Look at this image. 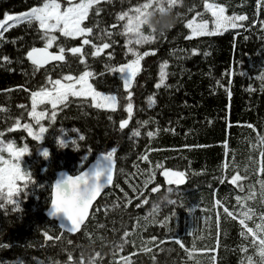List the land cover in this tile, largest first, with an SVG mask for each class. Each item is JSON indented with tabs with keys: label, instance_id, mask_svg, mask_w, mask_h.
Wrapping results in <instances>:
<instances>
[{
	"label": "trees",
	"instance_id": "16d2710c",
	"mask_svg": "<svg viewBox=\"0 0 264 264\" xmlns=\"http://www.w3.org/2000/svg\"><path fill=\"white\" fill-rule=\"evenodd\" d=\"M141 2L96 0L81 25L91 28L89 34L73 39L50 33L56 40L48 50L64 47L65 59L43 68L27 59L32 47L44 46L35 22L0 35V139L28 148L21 168L31 176L12 198L17 211L0 201V264H264V0L143 5L148 24L140 33L151 40L139 48L140 71L128 96L108 68L131 60L117 16ZM42 3L0 0V20ZM206 3L245 19L223 34L190 38L187 22L210 18ZM85 38L89 44L81 43ZM71 47L81 52L72 54ZM85 70L93 73L94 90L117 97L115 111L70 97L49 124L54 110L44 106L39 125L46 132L33 140L23 127L38 132L28 115L31 93L51 89L57 79L69 83L65 76ZM62 137L63 148L57 143ZM45 148L47 159L40 155ZM113 148V185L79 233L59 231L45 214L55 174L75 175ZM167 171L181 173V185H166Z\"/></svg>",
	"mask_w": 264,
	"mask_h": 264
},
{
	"label": "snow or ice",
	"instance_id": "6c2138e0",
	"mask_svg": "<svg viewBox=\"0 0 264 264\" xmlns=\"http://www.w3.org/2000/svg\"><path fill=\"white\" fill-rule=\"evenodd\" d=\"M94 3L95 0H79L78 3H73L72 0H68V6L62 7L58 0H43L41 5L31 7L28 11L18 15L5 14L4 21H11L13 24L23 21L29 25L35 22L42 34L41 39L44 41V46L41 48L32 47L31 50L27 52V59L31 61L34 66L39 67L48 60L63 61L65 59L63 55L65 48L62 46H58L59 54H50L47 51V49L53 46V42L56 40V37L50 35V33L59 32L63 37H71L75 39L76 37L86 36L91 32V28L87 26L82 27L81 24L88 16L89 9L93 7ZM204 7L212 13L213 31L219 28H235L237 27V20L243 21L245 19L242 15L226 17L224 16V9L222 7H217L212 4L206 3ZM117 19H119L118 16ZM186 26L192 28L191 23ZM0 29H4V24L2 22H0ZM195 31L198 34H212V32L207 30V21H202L197 24ZM142 40V36H137L136 39L128 40L125 47H128V45L132 43L138 45ZM81 43L84 45L89 44V40L85 38L81 41ZM107 47H109L107 43L103 44V48ZM67 50L72 54H78L81 52V48L79 47H71ZM128 50L133 59L125 64L119 65L118 67H109L108 71L120 74V78L123 81L124 91L127 92L128 96H131V92H128V89L131 86L132 80L140 71V60L142 56L133 48H129ZM98 51L99 49L93 51L92 55H97ZM143 55H148V53L145 52ZM3 59L8 61L7 56H4ZM80 63H84L82 56L80 57ZM163 68L164 65L161 66V82L165 76ZM92 76V72L85 70L78 77L65 76L64 80L70 81L67 84H62L61 80L57 79L50 81L51 89L41 88L39 91H33L31 93L32 111H30L28 115L38 125V132L32 131L29 124H24L23 127L33 140L39 141L42 138V135L46 132V128L39 125V121L44 118L45 113L44 111H36L38 103L46 102L50 104L54 110L49 118V124H51V121L55 119V109L57 105L63 103L69 95L78 97L90 96L94 107L107 108L115 111L117 97L115 95H104L101 92L94 90L92 85L88 83V79ZM77 85H79V89H77ZM159 86V84L156 85V87ZM131 108L132 106L129 104L125 111L131 114ZM109 119H111V117H109ZM126 124L127 120H122L120 122V127L123 128ZM15 126H20L19 120L16 121ZM8 130L10 131L11 129ZM71 131L76 133L79 140L84 139V136L79 135L76 128H73ZM61 132H63V129H61ZM132 135H139V133L133 132ZM148 135L151 136L152 133L149 132ZM0 136H3V133H0ZM57 143L61 148L65 147V143L63 141L58 140ZM76 143L77 141L75 139L71 141L73 146H75ZM5 151L10 157H12V160H4L0 157V198H5L3 189L6 186V203L12 204L13 211H17L19 209V205L12 198L22 192L23 188L28 187V183L31 182V176L27 170H23L21 168L20 160L21 156L28 152V148L26 146L16 148L11 140L5 142L0 139V153ZM115 151V148L108 151L102 157L104 163H101L100 160H98L90 172L81 171L78 175L61 174L60 178L51 185V211L48 212V215H56L58 208L63 206V210L69 215V217H71V214L79 206L88 205L91 196L103 187V185L98 183L100 176L112 173L113 153ZM40 155L47 159L49 156L48 149L45 148ZM108 179H110V177H108ZM17 181L24 182L23 188H18L16 186ZM27 195L28 193L24 192V196L26 197ZM0 207H3V205H0ZM6 246L7 245H5V247Z\"/></svg>",
	"mask_w": 264,
	"mask_h": 264
},
{
	"label": "rangeland",
	"instance_id": "374dc122",
	"mask_svg": "<svg viewBox=\"0 0 264 264\" xmlns=\"http://www.w3.org/2000/svg\"><path fill=\"white\" fill-rule=\"evenodd\" d=\"M58 2H60L61 3V5H62V7H66V6H68V0L67 1H62V0H58ZM65 2V3H64ZM72 2L73 3H78L79 2V0H72ZM95 2H96V0H95ZM160 2V0H144V2L142 3L141 2V5H139L138 7H136V8H132L131 10H129V11H126V12H122V13H120L119 15H118V17H119V20L121 21V23H122V28H121V32H122V35H123V37H124V39H125V44H126V42L128 41V40H133V39H136V37L137 36H142L143 37V40L141 41V43L140 44H134V43H132V44H129L128 45V47H126V51H127V53L130 55V57H131V59H133V57H132V55H131V53L129 52V48H133V49H135L138 53H139V48L141 47V46H144L148 41H150L151 40V38L150 37H147V36H144V35H142L141 33H140V27L143 25V24H148V17L146 16L147 15V11H145L144 10V6H146V5H148V6H150V4H158V3ZM144 5V6H143ZM214 6H217V5H214ZM217 7H220V6H217ZM204 9L208 12V14H209V20L207 21V30L209 31V32H212V34L211 35H220V34H223L224 32H226V31H228V30H232V29H236V28H239L240 27V24H241V22L242 21H239V20H237L236 21V25H237V27H235V28H231V27H227V28H219V29H217V30H215V31H213V17H212V13H211V11H209L208 9H206L205 7H204ZM26 12V11H25ZM23 13V12H22ZM18 14H20V13H18ZM18 14H8V15H18ZM224 16H226L225 14H224ZM227 17V16H226ZM0 22H2L3 24H4V29H8V28H10L11 26H13V25H15V24H13L11 21H4V17H3V19L2 20H0ZM21 22H23V21H21ZM202 21L201 20H198V19H196V18H193V19H191L189 22H187V24L186 25H188L189 23H191L192 24V28H189V27H187L188 28V30H189V37L190 38H196V37H200V36H206L207 34H198L196 31H195V29H196V25L197 24H199V23H201ZM20 23V22H19ZM83 23V22H82ZM17 24V23H16ZM82 25V24H81ZM4 29H0V35L5 31ZM55 33H59V32H55ZM60 34V33H59ZM71 38V37H70ZM77 38V37H76ZM142 56V55H141ZM140 64H141V60H140ZM117 73V72H116ZM118 74V76L120 77V74L119 73H117ZM121 79V78H120ZM89 80H90V78L88 79V83L90 84V82H89ZM122 81V80H121ZM133 81V80H132ZM62 84H67V83H65V82H61ZM122 83H123V81H122ZM132 84V83H131ZM131 87V86H130ZM130 87H129V89H130ZM77 89H79V85H77ZM129 89H128V91H129ZM103 94V93H102ZM104 95H107V94H104ZM70 97H73V98H82V99H88V100H90L91 101V103H92V99H91V97L89 96V97H78V96H71V95H69L65 100H64V102L68 99V98H70ZM63 102V103H64ZM60 104H62V103H60ZM60 104H58V105H60ZM57 105V106H58ZM93 105V104H92ZM48 107V108H52L51 107V105L50 104H48V103H38L37 104V107H36V111L37 112H39V111H44L43 110V107ZM42 107V108H41ZM97 108V107H96ZM98 109H102V110H110L111 111V109H107V108H98ZM116 109V108H115ZM31 111H32V98H31ZM44 113H45V111H44ZM29 119H30V122L31 123H35L33 120H32V118L29 116ZM42 120V119H41ZM64 143L67 141V139L66 138H64V137H62V139H61ZM4 141V140H3ZM5 142H7V141H5ZM25 155H26V153L23 155V156H21V158H20V160L22 161L23 160V158L25 157ZM0 157H2L4 160H12V157H10L9 155H8V153L5 151V152H2V153H0ZM97 159H100V160H102L103 161V159H102V156H99V157H97ZM23 183L24 182H21V181H17L16 182V186L19 188L21 185H23ZM3 193H4V197L6 198L7 197V187L5 186V188L3 189ZM5 198H0V201L1 202H3V201H6V199Z\"/></svg>",
	"mask_w": 264,
	"mask_h": 264
},
{
	"label": "water",
	"instance_id": "95a60500",
	"mask_svg": "<svg viewBox=\"0 0 264 264\" xmlns=\"http://www.w3.org/2000/svg\"><path fill=\"white\" fill-rule=\"evenodd\" d=\"M62 1H67V0H62ZM47 51L50 54H59L58 52H52V51H49L48 49H47ZM63 61L48 60L46 63H44L43 65H41L37 68H43V67H46L48 65H52V64H56V63H62ZM29 62L31 63V61H29ZM98 160H100V159H95V160L89 162L81 171L90 172ZM100 162L104 163V161H102V160H100ZM80 172H78L75 175H78ZM61 174L70 175L66 171L57 172L54 176V179H53L51 185L54 184L55 181L60 178ZM108 177H110V179H108ZM114 179H115V177H114L113 170H112V173H107L105 175H101L98 183L100 185H103V187H101L98 192H96L94 195L91 196L88 205L79 206L71 214V217H69V215L63 210V206L58 208L56 215H53V216L48 215V212L51 211V188H50V200H49V203H48L47 208L45 210V214H46L47 218L49 220L55 222L59 231L65 233V234H68V235H76L77 233L80 232L82 227L85 225V223L89 219L92 208L97 203V201L100 199L102 194L113 185ZM162 180L166 185L179 186L182 183L183 177H182V174L177 172V171H167L162 175Z\"/></svg>",
	"mask_w": 264,
	"mask_h": 264
},
{
	"label": "clouds",
	"instance_id": "9594fccd",
	"mask_svg": "<svg viewBox=\"0 0 264 264\" xmlns=\"http://www.w3.org/2000/svg\"><path fill=\"white\" fill-rule=\"evenodd\" d=\"M169 23H171V21H168V22H166V23H165V25H164V26H165V28H167V27H168V24H169Z\"/></svg>",
	"mask_w": 264,
	"mask_h": 264
}]
</instances>
